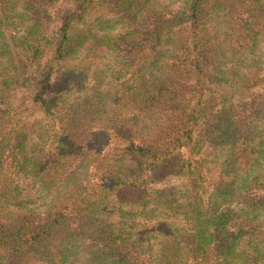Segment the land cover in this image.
I'll list each match as a JSON object with an SVG mask.
<instances>
[{
	"label": "trees",
	"instance_id": "trees-1",
	"mask_svg": "<svg viewBox=\"0 0 264 264\" xmlns=\"http://www.w3.org/2000/svg\"><path fill=\"white\" fill-rule=\"evenodd\" d=\"M261 189L264 0H0V264H264Z\"/></svg>",
	"mask_w": 264,
	"mask_h": 264
},
{
	"label": "rangeland",
	"instance_id": "rangeland-1",
	"mask_svg": "<svg viewBox=\"0 0 264 264\" xmlns=\"http://www.w3.org/2000/svg\"><path fill=\"white\" fill-rule=\"evenodd\" d=\"M52 26L55 27V22L54 21L52 23ZM186 26L188 27L189 24H186ZM5 30H7V27H5ZM21 90H22V87H20V86L11 87V88H9V93L12 94V95H14V97L15 96H19ZM111 140H112V142L106 148H110V146H113V145L118 144V143L121 142V141H119V140H117L115 138H112ZM191 153L193 155H195V153L193 151ZM93 168H95L94 165H93ZM92 170H94V169H92ZM260 193H264V189H261ZM177 205H178L179 208L182 209V206L180 205L179 202H176L174 204V206H177ZM181 209H177V208L175 209L174 215L176 217L174 219L175 220L174 222L177 223V224H179V223L181 224V226L179 227V230H180V232H182L183 235H185V231H184V228L183 227H185L186 228L185 230L189 233L190 226L193 223L194 226L191 227V230H192L193 233H192V238H191L190 241L193 240V243L194 244L193 243L192 244L190 243V245H192V246H196L195 244L201 245L202 244V241H203V238H202V236H200V234L196 233V230H197L196 223H200V226H201L202 225V220H205V217L202 214H199L197 216V219L188 218V217H186L185 213ZM209 243H211V242H208V244ZM206 252H208V250ZM209 252H211V251L209 250ZM199 261H200L199 264H214L213 258L210 257V253H209V256H207L204 259H199Z\"/></svg>",
	"mask_w": 264,
	"mask_h": 264
}]
</instances>
